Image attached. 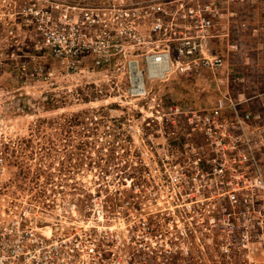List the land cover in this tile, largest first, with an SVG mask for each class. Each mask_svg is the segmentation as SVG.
Masks as SVG:
<instances>
[{"label":"built area","instance_id":"1","mask_svg":"<svg viewBox=\"0 0 264 264\" xmlns=\"http://www.w3.org/2000/svg\"><path fill=\"white\" fill-rule=\"evenodd\" d=\"M261 40L264 0H0V79L31 87L122 70L146 102L145 132L163 141L85 209L77 184L41 195L35 179L9 175L17 148L0 130V264H100L116 231L148 254L264 264V83L226 84L198 104L152 93L206 72L259 73L232 65ZM133 70L148 84L141 95Z\"/></svg>","mask_w":264,"mask_h":264},{"label":"rangeland","instance_id":"2","mask_svg":"<svg viewBox=\"0 0 264 264\" xmlns=\"http://www.w3.org/2000/svg\"><path fill=\"white\" fill-rule=\"evenodd\" d=\"M260 43L255 46L258 51L248 53L255 52L251 61L230 64L262 69L259 73L222 77L206 72L195 78L171 79L168 86L162 89V85H157L152 93L167 92L170 98L198 104L209 103L222 90L224 93L226 84L232 86L240 80L247 85L263 84L264 41ZM138 68L142 69L141 60ZM2 77L0 130L11 135L9 141L17 148L8 160L17 168L8 172H18L16 178L20 182L35 179L41 195L54 187L67 190L77 184L85 209L92 208L94 201H102L107 185L128 172V163L149 158L145 148L159 153L157 149L163 141L145 132L143 118L149 115L146 102L127 90V77L122 70L112 68L81 75L55 73L50 82L31 87L15 85L13 80L5 79L6 75ZM147 85L142 76L140 95V88ZM228 93L239 92L233 89ZM40 232L49 233L48 229ZM115 239L112 253H104L100 264H213L210 250L194 253L192 260H182L148 254L142 246H126L119 231L115 232Z\"/></svg>","mask_w":264,"mask_h":264},{"label":"bare ground","instance_id":"3","mask_svg":"<svg viewBox=\"0 0 264 264\" xmlns=\"http://www.w3.org/2000/svg\"><path fill=\"white\" fill-rule=\"evenodd\" d=\"M130 80H131V82H133L134 86H137V88H139L141 86L142 75L138 71L134 72V70H133V72L130 73ZM143 81H144V79H143ZM142 88H143V86H142Z\"/></svg>","mask_w":264,"mask_h":264},{"label":"trees","instance_id":"4","mask_svg":"<svg viewBox=\"0 0 264 264\" xmlns=\"http://www.w3.org/2000/svg\"><path fill=\"white\" fill-rule=\"evenodd\" d=\"M230 86H231V85H230ZM232 87H235V84H233Z\"/></svg>","mask_w":264,"mask_h":264}]
</instances>
